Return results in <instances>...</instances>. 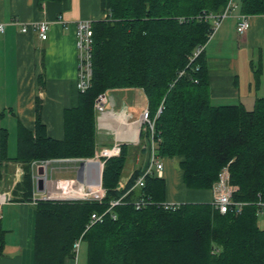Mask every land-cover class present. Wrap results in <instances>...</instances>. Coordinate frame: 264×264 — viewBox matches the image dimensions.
<instances>
[{"label":"trees","instance_id":"trees-1","mask_svg":"<svg viewBox=\"0 0 264 264\" xmlns=\"http://www.w3.org/2000/svg\"><path fill=\"white\" fill-rule=\"evenodd\" d=\"M229 1L100 0L103 17L93 20L90 87L78 89L77 104L65 109L62 139L48 133L37 98L35 128L19 129L15 160L24 163V174L13 195L14 201H31L35 161L94 156L99 95L137 88L145 92L155 119L159 156L164 162L180 160L185 188L213 192L228 166L234 200L250 204L241 214L221 213L212 201L167 209L161 204L167 195L165 178L153 173L145 186L132 189L147 166L137 168L120 188L129 159V145L123 143L119 155L105 158L106 197L101 202L36 203L34 264H65L76 257L74 243L81 237L88 246V264H264V224L255 204L264 201V97L251 109L243 103L215 105L211 98L206 45L212 20L207 15L223 12ZM241 11L263 14L264 0H241ZM260 72H255L256 84ZM143 136L150 145L149 132ZM7 141L4 130L0 181ZM142 151L150 153L146 147ZM119 198L122 203L102 222L88 227L93 213L106 212ZM141 198L146 205L138 209L135 201ZM4 233L0 219V256Z\"/></svg>","mask_w":264,"mask_h":264},{"label":"crops","instance_id":"crops-1","mask_svg":"<svg viewBox=\"0 0 264 264\" xmlns=\"http://www.w3.org/2000/svg\"><path fill=\"white\" fill-rule=\"evenodd\" d=\"M234 2V10L221 21L206 45L211 98L215 105L243 103L251 109L257 98L264 97V13L249 14L250 29L240 35L237 24L242 14L241 0ZM60 16L65 22H60ZM102 17L100 0H0V23L6 26L5 31L0 32V159L2 131L8 132V158L2 162L0 189L14 190L23 178L24 163L15 160L19 129L20 126L30 130L35 128L37 98L42 100V121L48 133L57 139L64 137V111L76 105L79 98L76 22ZM31 22L50 23L47 40H42L36 31H22ZM259 69L260 81L256 84L255 72ZM106 94V110L117 111L121 116L127 111L136 119L148 108L147 96L142 89H115ZM143 98L146 105H135V101ZM113 121L111 115L97 113V145L111 140ZM116 121L117 126L122 127L119 130L124 129L123 118ZM142 153L145 160L148 154ZM80 159H54V162L68 164L66 167L77 170L79 177ZM179 161L178 158L163 161L166 201L211 202V190L185 188ZM144 166L136 164L134 171ZM31 167L35 189L40 166L33 162ZM134 171L125 177V184ZM45 172L44 177L50 183L48 167ZM1 222L5 233L0 264H34L36 204L17 198L3 206ZM76 257L67 259L65 264H76Z\"/></svg>","mask_w":264,"mask_h":264},{"label":"built area","instance_id":"built-area-1","mask_svg":"<svg viewBox=\"0 0 264 264\" xmlns=\"http://www.w3.org/2000/svg\"><path fill=\"white\" fill-rule=\"evenodd\" d=\"M235 8L234 0H230L227 7L223 12L219 14H209L207 18L212 20V30L209 35V40L214 37L215 32L219 28L221 21L228 17L231 12ZM60 22L63 21V18L60 16ZM251 26V19L249 14L242 13L239 16L237 30L240 35H244ZM5 24L0 23V32L5 31ZM29 30H33L38 32L39 37L42 40H47L49 37L50 31V23L49 22H31L25 25L22 28L23 32H27ZM76 37H77V48H78V82L77 87L82 92L86 91L90 87V82L92 78V44H93V20L91 19H80L76 22ZM205 46L199 47L194 56L199 55L203 51ZM108 102L107 94H100L96 103L95 108L97 113L106 116L113 114L116 118H123V126L124 129H120L118 135L124 136L128 135H136L138 139V143L141 142V129L144 126H147L150 131V137L153 139V148L151 149V154L149 158V163L146 168L142 171L143 173L139 175L136 180L135 185L132 187H143L146 184V178L150 174H157L162 177L164 172V162L157 154L156 147H158V139L155 137V119H152L149 115V109H145L144 112L140 116V120L135 123V125L131 126L130 121L126 117L125 112L121 113L110 110H106V103ZM162 111V107L158 112ZM112 112V113H111ZM117 118V119H118ZM148 143V142H147ZM122 142H117L116 145L112 148H105L100 152L101 156H106L107 158L112 156H117L121 153V145ZM105 158V157H104ZM81 164L84 163L85 166H89L85 171V166H81L79 169V177L76 179H71L68 181H63L62 183L55 180L53 182H48L45 180L44 189H39V185H37L34 189L32 195V202L37 203L38 201H49V200H71V199H94L96 201L101 202L106 197V189L103 187V170L105 161H97L98 165H91L90 159L82 158ZM47 161H39L34 162L37 166H41ZM85 172H87L85 174ZM230 170L229 167H224L220 174L216 183L213 185V203L215 207L221 213L227 212H235L236 214H241L244 210V207L248 205L247 202L244 201H236L234 200V193L236 188L231 184L230 180ZM38 179V177H37ZM46 179V178H45ZM38 181V180H37ZM95 182V185H94ZM59 185L57 189L56 186ZM120 188L125 186V183L120 185ZM75 192V194H74ZM129 192V191H128ZM67 193V194H66ZM66 195V196H65ZM123 198V197H122ZM122 198L111 201V207L104 213L98 214L93 213L90 219V223L88 227L94 225L97 222H102L107 213L112 210L115 206L122 203ZM14 202L13 189H0V219L2 218V209L3 206L9 203ZM262 205H264V201H261ZM165 208L176 209L179 207L180 202L175 201H164L161 203ZM146 205V200L141 198L135 201L136 208H141ZM264 214L263 211H259L258 215ZM114 218H116L115 214H112ZM82 242V237L79 238L74 243V251L76 252V256L79 252V248Z\"/></svg>","mask_w":264,"mask_h":264},{"label":"rangeland","instance_id":"rangeland-1","mask_svg":"<svg viewBox=\"0 0 264 264\" xmlns=\"http://www.w3.org/2000/svg\"><path fill=\"white\" fill-rule=\"evenodd\" d=\"M140 104H141V106L142 105H146L147 102H146V100L144 98L135 101V105L138 106ZM125 114H126V117L128 118V120L130 121L131 126L135 125V123L140 120L141 114L136 119L130 117V114L127 111L125 112ZM112 117L114 118V121H113V124L111 125V128H110L111 131H112V136H111L112 138H111V140H109L108 143H106L104 141V144H102V145L99 144L98 145V148H97V151L94 154V156H92V157H85V158L90 159V162L92 163L91 165L94 164L96 166V165H98V162L97 161H99V160L105 161V158H107L106 156H104L105 158L103 156H101V154H100V152L102 151L101 148H103V150L105 148L112 149L116 145L117 142L128 143L127 145H129V159H128L126 168L124 170L123 177H122L121 181L119 182V187H121L120 185L123 184V183H125V177H127L130 174V171H132V170L134 171V167L136 166V164L137 165H140V166H144V164L148 163V160L150 158L149 154L147 155V158H145V160H144L145 155H143V153H142V149H143V147H145L144 141H146V139L148 137H144V136L142 137V133L149 132V135H150V131H149V128L147 126H144L143 125V128L141 129V136H140L141 142L138 143V139H137V136H136L137 134L136 135H132L131 134L130 136H128V135H124V136L118 135L119 128H122V127H120V125L117 126L118 124H117L116 119L118 117L116 118L113 114H111V118ZM156 150H157V154L159 155V153H158L159 152L158 151V147H156ZM79 163L80 162H77L76 164L77 165H80ZM71 164H73V163H71ZM66 165H68V164H65V163H62V162H54V159L49 160L47 163L44 164L45 170L48 167V170H49L48 176H49L50 182L55 181L54 179H65L66 178V179L69 180V178H77L78 177L77 170H75V169H72V170L71 169H68L66 167ZM77 165H76V167H78ZM147 165L148 164H146L145 166H147ZM74 166H75V164H74ZM86 173L87 172H85V174ZM68 180H66V181H68ZM102 181H103V178H102ZM59 182L62 183L63 181H59ZM61 183H59L57 185V189L59 188V185ZM94 185H95V182H94ZM103 187L105 188L104 184H103ZM74 194H75V192H74ZM71 200H75V201H96L94 199H71ZM259 220H260V223L263 225L264 224V214H261L259 216ZM87 250H88V246H87L86 241H82L81 242V245H80V248H79V252H78L77 257H76V260H75L76 261V264H88V262L86 260L87 259V254H86L87 253Z\"/></svg>","mask_w":264,"mask_h":264},{"label":"water","instance_id":"water-1","mask_svg":"<svg viewBox=\"0 0 264 264\" xmlns=\"http://www.w3.org/2000/svg\"><path fill=\"white\" fill-rule=\"evenodd\" d=\"M83 164V163H82ZM45 168L43 165H41L38 170H37V176H38V185H39V189H44V183H45Z\"/></svg>","mask_w":264,"mask_h":264},{"label":"bare ground","instance_id":"bare-ground-1","mask_svg":"<svg viewBox=\"0 0 264 264\" xmlns=\"http://www.w3.org/2000/svg\"><path fill=\"white\" fill-rule=\"evenodd\" d=\"M161 112H158L157 113V116L160 114ZM156 116V117H157ZM153 139L151 138V144L150 145H148L146 142H144V144H145V147L146 148H149L150 149V154H151V149L153 148ZM149 146V147H148ZM81 166H85V164L83 163V164H81ZM87 167L88 166H85V168L87 169ZM86 169H85V171H86ZM56 188H57V186H56ZM213 201V200H212ZM262 201V200H261ZM261 201H257V202H255V204H256V206L258 207V213H259V211H262V209L264 208V205H262V202ZM248 204H250V202H247Z\"/></svg>","mask_w":264,"mask_h":264}]
</instances>
